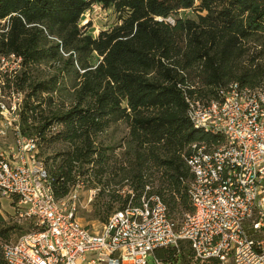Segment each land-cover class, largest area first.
I'll list each match as a JSON object with an SVG mask.
<instances>
[{
  "label": "trees",
  "instance_id": "16d2710c",
  "mask_svg": "<svg viewBox=\"0 0 264 264\" xmlns=\"http://www.w3.org/2000/svg\"><path fill=\"white\" fill-rule=\"evenodd\" d=\"M92 5L117 15L96 35L86 29L90 23L81 24ZM2 20L7 24L0 28V55H16L24 68L65 54L63 69L74 74L69 106L47 116L30 97L53 90L58 79L29 84L17 123L19 134L34 139L39 155L47 156L45 170L57 199L69 193L81 166L91 164L85 172L101 187L117 177L131 181L135 192L119 208L129 199L137 203L150 182L151 161L160 171L152 192L169 215L188 211L186 182L192 174L183 154L214 137L191 123L184 91L206 101L221 99L232 81L264 85V0H0ZM94 53L100 59L92 63ZM23 68L13 79L21 90L28 78ZM117 121L127 124L136 142L133 161H114L102 146V134ZM54 122L60 128L51 134ZM53 142L62 151L48 156ZM107 172L112 178L103 180ZM108 195L121 198L113 189Z\"/></svg>",
  "mask_w": 264,
  "mask_h": 264
},
{
  "label": "built area",
  "instance_id": "2783aa9c",
  "mask_svg": "<svg viewBox=\"0 0 264 264\" xmlns=\"http://www.w3.org/2000/svg\"><path fill=\"white\" fill-rule=\"evenodd\" d=\"M184 95L191 123L214 139L193 143L184 156L190 209L178 219L146 182L137 203L129 199L100 230L81 224L82 184L57 199L35 140L14 123L21 147L17 156L0 153V199H14L33 226L14 242H0L5 263L264 264V85L232 81L221 99L206 101Z\"/></svg>",
  "mask_w": 264,
  "mask_h": 264
},
{
  "label": "rangeland",
  "instance_id": "374dc122",
  "mask_svg": "<svg viewBox=\"0 0 264 264\" xmlns=\"http://www.w3.org/2000/svg\"><path fill=\"white\" fill-rule=\"evenodd\" d=\"M181 14L188 16L194 15L190 12L187 13V11ZM116 21V13L99 8L98 6L84 14L81 24L90 23V26L86 29L91 32L92 35H96L101 29L111 27ZM6 24L7 21H0V28L6 26ZM1 30L4 29H0V31ZM65 59L66 55L62 54V59L58 58L50 61V63L41 62L28 64L23 68L25 65L16 55H0V103H3L4 107H6V111L0 114V128L5 131L4 135L0 134V153L17 156L20 151L21 145L16 140L13 124L19 122L22 101L23 98H25V92L29 84H34L39 80L49 81L53 77L58 79L53 90L50 88L45 90L41 89L39 92L37 91V94L30 97L31 102L39 104L40 107H38V109H43L45 116L50 115V111H57L69 106L73 97V95H69V93L72 91L74 74L72 70L65 72L63 69ZM89 59L90 62L95 63L100 57L94 53ZM22 68L28 71V78L22 83L24 90L16 88L17 86L13 81L14 77ZM62 86L69 89L64 91L62 90ZM59 128V125L54 122L50 128V133L54 134ZM31 137L35 138L34 136ZM101 139L102 146L106 148V153L109 157L111 156V159L114 161H122L123 159L134 160L136 142L131 140L129 129L125 122L117 121L111 124L102 134ZM51 144L46 155L51 156L52 154H57L59 151H62L63 146L59 142H53ZM140 149V151H143V148ZM39 152L40 149L37 145V158L45 168L44 160L47 156H40ZM111 159L108 161L109 164H113ZM125 163L127 162L125 161L124 164ZM147 164L149 166L148 172L151 174L147 181H150L154 187H157L159 186L160 171L158 167L151 164V161ZM90 166L92 165L86 164L81 166L79 170L80 174L76 175L74 184H82L79 191L80 197L77 218L81 224L88 226L92 230H100L113 211L123 205L122 200L124 197L134 190L130 180H120L119 177L111 180L108 186L101 187V185L93 179V175L89 174V171L85 172ZM189 176L190 175H188L187 178H189ZM110 178H112V175L107 172L106 175L104 174L103 180ZM118 180L119 182H116ZM112 189L116 190V192L121 195L120 199H113L108 195L112 192ZM0 216V242H14L21 235L32 229L33 223L29 219L18 215L17 205L14 203L0 204ZM180 216L181 212L176 213L173 217L178 219ZM159 253L162 255L165 251L159 249ZM150 260H152V258H150ZM0 264H6L2 258L1 252ZM78 264L82 263L79 262Z\"/></svg>",
  "mask_w": 264,
  "mask_h": 264
},
{
  "label": "crops",
  "instance_id": "0c3cea01",
  "mask_svg": "<svg viewBox=\"0 0 264 264\" xmlns=\"http://www.w3.org/2000/svg\"><path fill=\"white\" fill-rule=\"evenodd\" d=\"M14 199L11 198H1L0 199V204H13Z\"/></svg>",
  "mask_w": 264,
  "mask_h": 264
}]
</instances>
